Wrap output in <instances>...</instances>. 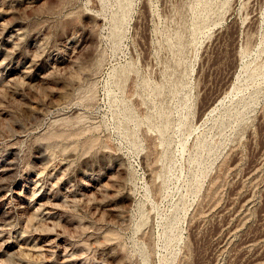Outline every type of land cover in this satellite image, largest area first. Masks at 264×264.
<instances>
[{
    "label": "rangeland",
    "instance_id": "rangeland-1",
    "mask_svg": "<svg viewBox=\"0 0 264 264\" xmlns=\"http://www.w3.org/2000/svg\"><path fill=\"white\" fill-rule=\"evenodd\" d=\"M0 264H264V0H0Z\"/></svg>",
    "mask_w": 264,
    "mask_h": 264
}]
</instances>
